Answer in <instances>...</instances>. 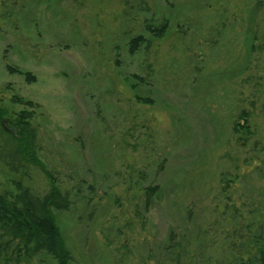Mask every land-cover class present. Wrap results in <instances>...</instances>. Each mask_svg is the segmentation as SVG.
I'll list each match as a JSON object with an SVG mask.
<instances>
[{"label":"rangeland","instance_id":"374dc122","mask_svg":"<svg viewBox=\"0 0 264 264\" xmlns=\"http://www.w3.org/2000/svg\"><path fill=\"white\" fill-rule=\"evenodd\" d=\"M138 35L151 43L130 55ZM2 111L30 117L39 165L1 160L0 123V195L43 198L52 178L72 264L257 263L264 0H0ZM149 186L161 194L145 209Z\"/></svg>","mask_w":264,"mask_h":264},{"label":"trees","instance_id":"16d2710c","mask_svg":"<svg viewBox=\"0 0 264 264\" xmlns=\"http://www.w3.org/2000/svg\"><path fill=\"white\" fill-rule=\"evenodd\" d=\"M146 29L155 40L163 38L168 30L166 24L154 29L147 26ZM150 43L151 41L146 40L142 35L132 38L128 48L130 55L137 53L143 46L148 48ZM6 69L11 75L22 74L17 68L6 66ZM23 76L26 83L35 81L28 73ZM137 100L139 103L151 105L149 99L137 97ZM4 116L5 112H0V120ZM243 117L242 115V120H244ZM29 119L30 117L22 115L20 120L12 123L8 120V125L17 129V138L7 133L2 134L6 137L5 143L13 145L12 153L10 151L1 156V160H10V163L6 162L10 168L14 166L12 163L17 161L18 156L32 165H39L36 157L30 152L33 150L35 137L31 134L29 124L26 122ZM238 131H248L246 122L239 128L238 126L235 128V132ZM50 181L52 187L43 198L35 196L29 189L20 185H16L17 193L0 195V261L9 253H14L13 264H32L34 257L39 255L47 259L49 264H72L71 254L53 215L54 211H67L70 202L67 195H62L54 185L52 178ZM160 194L159 186H149L145 190V209L150 206L151 202L158 199ZM259 253L256 264H264V248Z\"/></svg>","mask_w":264,"mask_h":264},{"label":"water","instance_id":"95a60500","mask_svg":"<svg viewBox=\"0 0 264 264\" xmlns=\"http://www.w3.org/2000/svg\"><path fill=\"white\" fill-rule=\"evenodd\" d=\"M1 125H2L3 130H4L6 133L11 134L14 138H17V137H18V131H17L16 128L9 127V126L7 125V123L4 122V121L2 122Z\"/></svg>","mask_w":264,"mask_h":264},{"label":"flooded vegetation","instance_id":"af4514ba","mask_svg":"<svg viewBox=\"0 0 264 264\" xmlns=\"http://www.w3.org/2000/svg\"><path fill=\"white\" fill-rule=\"evenodd\" d=\"M7 123H8V121H7Z\"/></svg>","mask_w":264,"mask_h":264}]
</instances>
